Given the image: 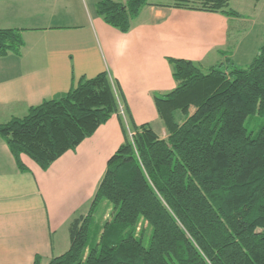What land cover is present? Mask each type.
<instances>
[{
  "label": "trees",
  "instance_id": "trees-1",
  "mask_svg": "<svg viewBox=\"0 0 264 264\" xmlns=\"http://www.w3.org/2000/svg\"><path fill=\"white\" fill-rule=\"evenodd\" d=\"M229 1L174 6L240 17ZM149 3L104 0L96 12L128 33ZM24 45L22 31L0 30L1 57L19 56ZM169 63L177 88L155 97L168 139L127 115L131 137L122 119L125 143L88 214L71 222L69 250L48 264H264V46L245 68L228 58L209 69ZM120 112L119 90L104 71L0 125V137L18 160L26 155L46 171ZM254 116L262 120L256 134L246 126ZM105 204L111 219L96 222Z\"/></svg>",
  "mask_w": 264,
  "mask_h": 264
},
{
  "label": "crops",
  "instance_id": "crops-1",
  "mask_svg": "<svg viewBox=\"0 0 264 264\" xmlns=\"http://www.w3.org/2000/svg\"><path fill=\"white\" fill-rule=\"evenodd\" d=\"M101 1L0 0V30L22 31L25 44L19 56H0V125L104 71L119 90L121 108L46 171L26 155L18 160L0 137V264H35L37 258L48 264L69 250L71 222L88 214L109 160L125 143L122 119L130 132L127 115L168 139L155 97L177 88L170 58L204 69L228 58L245 68L264 46V29L253 33L263 24L262 0H245L240 9L230 0L240 17L150 0L128 33L97 15ZM176 118L184 120L180 113Z\"/></svg>",
  "mask_w": 264,
  "mask_h": 264
},
{
  "label": "rangeland",
  "instance_id": "rangeland-1",
  "mask_svg": "<svg viewBox=\"0 0 264 264\" xmlns=\"http://www.w3.org/2000/svg\"><path fill=\"white\" fill-rule=\"evenodd\" d=\"M245 0H234L232 2V7L234 9H240L241 7V3H243ZM264 3V0H262ZM263 8V7H261ZM231 9V8H230ZM232 10V9H231ZM262 10V9H261ZM264 10V9H263ZM244 11V10H243ZM245 15L248 16L250 14V12L248 10H245ZM259 17L261 18V21L263 22V24H257L256 27L254 28L253 33L257 34L261 31V29H264V12L262 11L260 14H258ZM258 15H256L255 17H257ZM121 109V108H120ZM192 111H194V108L192 109ZM121 113V112H120ZM262 124V120L258 119V116H254V117H250L247 122H246V126L248 127L250 132H253L254 134H256L259 130L260 125ZM129 133H134L132 131H130ZM111 219V209L108 206V204H105L100 211L97 213V215L95 216V221L99 222V223H105L106 221H109ZM145 229V226H144Z\"/></svg>",
  "mask_w": 264,
  "mask_h": 264
},
{
  "label": "built area",
  "instance_id": "built-area-1",
  "mask_svg": "<svg viewBox=\"0 0 264 264\" xmlns=\"http://www.w3.org/2000/svg\"><path fill=\"white\" fill-rule=\"evenodd\" d=\"M130 136L133 137L134 136V133H130Z\"/></svg>",
  "mask_w": 264,
  "mask_h": 264
}]
</instances>
